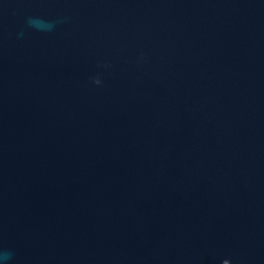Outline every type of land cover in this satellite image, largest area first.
<instances>
[{
	"label": "water",
	"instance_id": "1",
	"mask_svg": "<svg viewBox=\"0 0 264 264\" xmlns=\"http://www.w3.org/2000/svg\"><path fill=\"white\" fill-rule=\"evenodd\" d=\"M3 264H264V0H0Z\"/></svg>",
	"mask_w": 264,
	"mask_h": 264
},
{
	"label": "clouds",
	"instance_id": "2",
	"mask_svg": "<svg viewBox=\"0 0 264 264\" xmlns=\"http://www.w3.org/2000/svg\"><path fill=\"white\" fill-rule=\"evenodd\" d=\"M3 259H4V257L0 256V264H3Z\"/></svg>",
	"mask_w": 264,
	"mask_h": 264
}]
</instances>
